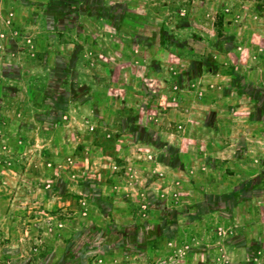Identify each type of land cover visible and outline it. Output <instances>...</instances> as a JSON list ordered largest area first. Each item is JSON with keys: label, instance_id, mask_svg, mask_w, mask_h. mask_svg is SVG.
Here are the masks:
<instances>
[{"label": "rangeland", "instance_id": "1", "mask_svg": "<svg viewBox=\"0 0 264 264\" xmlns=\"http://www.w3.org/2000/svg\"><path fill=\"white\" fill-rule=\"evenodd\" d=\"M79 239L264 264V0H0V264Z\"/></svg>", "mask_w": 264, "mask_h": 264}, {"label": "trees", "instance_id": "2", "mask_svg": "<svg viewBox=\"0 0 264 264\" xmlns=\"http://www.w3.org/2000/svg\"><path fill=\"white\" fill-rule=\"evenodd\" d=\"M137 228L134 227H126V228H120L119 230H116V240L117 239H123L124 243H127L129 239H135L137 236ZM149 232H152L151 230ZM143 237H149L148 234H140ZM114 236V231L108 229L106 233L104 234V238L107 237H113ZM83 241L76 240L69 248L68 254L65 256V258L61 261L62 264H78V259L79 256L82 252L83 248Z\"/></svg>", "mask_w": 264, "mask_h": 264}]
</instances>
